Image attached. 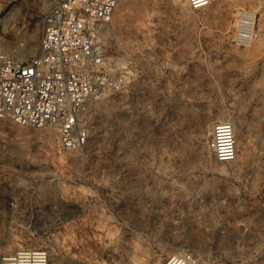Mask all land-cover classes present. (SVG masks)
Returning a JSON list of instances; mask_svg holds the SVG:
<instances>
[{
  "label": "rangeland",
  "instance_id": "obj_1",
  "mask_svg": "<svg viewBox=\"0 0 264 264\" xmlns=\"http://www.w3.org/2000/svg\"><path fill=\"white\" fill-rule=\"evenodd\" d=\"M53 2L0 0V17L19 8L35 42ZM239 9L256 15L247 47L231 41ZM102 43L132 78L91 106L82 146L0 121V264L18 251L42 264H264V0H119ZM221 122L236 139L227 162L211 146Z\"/></svg>",
  "mask_w": 264,
  "mask_h": 264
},
{
  "label": "built area",
  "instance_id": "obj_2",
  "mask_svg": "<svg viewBox=\"0 0 264 264\" xmlns=\"http://www.w3.org/2000/svg\"><path fill=\"white\" fill-rule=\"evenodd\" d=\"M187 1L198 9L217 0ZM118 2L54 0L39 19L35 42L29 37L16 39L25 33L23 25L19 27L15 19L8 21L14 38L0 36V121L31 128L51 126L65 150L86 142V115L91 106L121 91L132 78L125 62H118L119 57L109 54L102 43V30ZM255 20L250 10L236 12L230 23L234 45H250ZM20 50L25 56H20ZM211 146L218 161L235 158L230 123L214 126Z\"/></svg>",
  "mask_w": 264,
  "mask_h": 264
},
{
  "label": "bare ground",
  "instance_id": "obj_3",
  "mask_svg": "<svg viewBox=\"0 0 264 264\" xmlns=\"http://www.w3.org/2000/svg\"><path fill=\"white\" fill-rule=\"evenodd\" d=\"M1 5V4H0ZM15 10H17L16 12H14ZM18 12H19V8H13V9H11V10H9V12L7 13V21H9V22H11L13 19H15L16 17H17V15H18ZM254 30V29H253ZM23 52V51H22ZM21 53V52H20ZM22 54V53H21ZM21 56V55H20ZM118 60V62H120V63H124V61H122L120 58H118L117 59ZM264 127V126H263ZM52 128V127H51ZM263 129V128H262ZM47 131H49V130H47ZM48 135V134H47ZM243 138V137H242ZM236 140V139H235ZM241 140H243V139H241ZM169 199H171V198H169ZM169 202V201H168ZM204 223V222H203ZM202 223V224H203ZM240 223V222H239ZM244 223H245V221H244ZM247 223V222H246ZM199 224V223H198ZM214 224V223H213ZM170 225V224H169ZM172 225V224H171ZM175 225H176V223L174 224V227H175ZM207 225V224H206ZM249 225V224H248ZM194 226V225H193ZM195 226H198V225H195ZM208 226V225H207ZM213 226V225H212ZM201 227V226H200ZM205 227V226H204ZM214 227V226H213ZM247 227V226H246ZM178 228V227H177ZM248 228V227H247ZM195 229V228H194ZM193 229V230H194ZM198 229V228H197ZM200 229V228H199ZM221 229H222V227H221ZM193 230H192V232H193ZM241 230V229H240ZM244 230V229H243ZM194 231H196V230H194ZM203 231V230H202ZM215 231V230H214ZM218 231V230H217ZM216 231V232H217ZM219 231H220V229H219ZM198 232V231H197ZM206 232V231H205ZM194 233V232H193ZM201 233V232H200ZM203 233V232H202ZM221 233H222V231H221ZM220 233V234H221ZM198 234V233H197ZM196 234V235H197ZM237 234V233H236ZM193 235V234H192ZM207 235V234H206ZM201 236V235H200ZM199 236V237H200ZM202 236H203V234H202ZM219 236V235H218ZM234 236V235H233ZM240 236V235H239ZM197 237V236H196ZM210 237H211V235H210ZM220 237H222V235H220ZM220 237H218V238H220ZM198 238V237H197ZM206 238V237H205ZM217 238V239H218ZM232 238V237H231ZM234 238V237H233ZM232 238V239H233ZM236 238V237H235ZM242 238V237H241ZM201 239V238H200ZM221 239V238H220ZM240 239V238H239ZM243 240V239H242ZM220 241V240H219ZM234 241V240H233ZM218 244H219V242H218ZM238 244H239V242H238ZM236 245V244H235ZM238 246V245H237ZM236 248H238V247H236ZM12 250H13V248H12ZM11 251V250H10ZM30 251V250H29ZM12 252V251H11ZM42 252V251H41ZM18 256H16V257H14V256H8L5 260H18L19 261V264L21 263V264H42L41 263V258H40V252L39 251H32V252H26V251H18L17 253H16ZM27 254H29V255H27ZM32 254V255H31ZM43 256V255H42ZM19 257V258H18ZM176 257H177V255H176ZM180 257V256H179ZM180 258H175L174 257V261H175V263H179V264H186V261H182V260H179ZM188 263L187 264H192V263H189V261H187Z\"/></svg>",
  "mask_w": 264,
  "mask_h": 264
},
{
  "label": "crops",
  "instance_id": "obj_4",
  "mask_svg": "<svg viewBox=\"0 0 264 264\" xmlns=\"http://www.w3.org/2000/svg\"><path fill=\"white\" fill-rule=\"evenodd\" d=\"M7 5L6 4H2L0 7V10L2 9V11L4 10L3 8H5ZM13 8L8 9L7 11L4 12V14L0 17V26L1 28H4L6 25H8V19H7V13L9 12V10H11ZM26 17V15L24 16ZM24 17H22L24 19ZM6 24V25H5ZM24 26V24H23ZM6 32L9 34V38H14L12 32L10 30H6ZM24 37V33L23 31L20 32L18 35H16V39L22 38Z\"/></svg>",
  "mask_w": 264,
  "mask_h": 264
}]
</instances>
